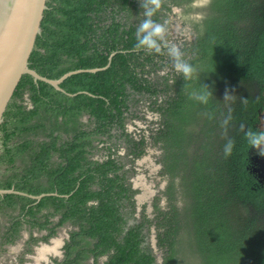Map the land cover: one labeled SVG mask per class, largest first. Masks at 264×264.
I'll return each mask as SVG.
<instances>
[{
    "label": "trees",
    "instance_id": "16d2710c",
    "mask_svg": "<svg viewBox=\"0 0 264 264\" xmlns=\"http://www.w3.org/2000/svg\"><path fill=\"white\" fill-rule=\"evenodd\" d=\"M194 1L168 3L187 5V14ZM135 3L136 0H47L29 68L57 79L69 71L109 65L96 73L71 75L60 85L67 93L88 92L91 96L80 93L69 97L45 82L35 84L29 75H23L0 125V161L10 163L14 152L31 150V161L43 168L49 151L58 149L57 133L72 134V140L59 148L67 161L64 173L56 184L51 178L48 185L32 190L34 194L56 192L69 196H48L38 206H53L55 212L64 210L62 220H71L80 228L72 238L85 235L97 240L91 252L94 256L112 250L105 264H155L152 250L145 244L147 237L141 232L145 223L150 224L145 215L121 235L126 219L119 212V200L122 196L129 199L124 193L131 191L116 174L107 177L108 172L118 169L116 161L110 157L102 164L90 161L100 176L99 191L89 188L93 175L88 174V168L82 180L73 174L68 176L85 160L82 147L90 135L81 129L85 125L79 121L80 115L92 116L94 132L108 135L112 124L123 127L127 101L136 100L137 94L148 95L151 109L158 111L162 119L156 135L150 138L161 143L164 171L169 178V211L160 213V224L165 230L159 235V245L167 247L164 264H264V176L260 178L253 167L264 169V157L245 140L249 129L264 131L259 125L264 110V0L206 1L200 9L202 17L191 22L195 39L190 44L183 43L181 49L184 58L202 70L199 79L187 82L173 71L166 76H151L165 65L161 62L164 55L132 50L135 30L142 19L134 18L139 12ZM114 5L118 7L116 14H127L123 26L107 15L108 10L114 11L110 9ZM169 11L163 3L154 19L160 22ZM109 19L113 20L107 24ZM168 62L172 64L170 59ZM201 84L213 92L208 105L189 99V93ZM226 88L235 90L231 93L236 96L234 100L224 102ZM25 91L30 93V110L17 102ZM161 94L163 99L158 103ZM242 97L248 100L247 105L241 103ZM229 109L233 119L225 133L221 121ZM205 112L212 113L213 118L208 119ZM27 132H42L50 141L32 146L31 139L23 136L20 144L8 145L12 135ZM227 138H233L236 145L233 154L225 158ZM129 142L140 149L134 152L140 156L144 139ZM10 186L9 181L0 184L6 189ZM12 197L5 195L1 201L10 204ZM90 200L97 204L87 206Z\"/></svg>",
    "mask_w": 264,
    "mask_h": 264
},
{
    "label": "flooded vegetation",
    "instance_id": "af4514ba",
    "mask_svg": "<svg viewBox=\"0 0 264 264\" xmlns=\"http://www.w3.org/2000/svg\"><path fill=\"white\" fill-rule=\"evenodd\" d=\"M204 1L206 2L207 0ZM163 3H165L170 8V11L165 13L166 17L160 22L165 23L167 26V24L170 23L169 19L173 18L171 17V14L174 5L169 4L168 0H163ZM134 5H136L137 10H139V12H136V16L134 18L140 17L143 19L139 0H136ZM114 7L110 9H113L115 12L108 10L107 15L110 17L113 16L115 22H118L121 26L125 25L127 22V14L125 12L116 14L118 7L115 5ZM111 20L113 19L107 20L106 23H111ZM195 37L196 33H194L193 40ZM169 39H171V36H169ZM181 40L182 44L185 43L186 45L193 42V40L189 42V40L185 39V37ZM113 54L114 53H112V55ZM163 58L164 59L161 62L165 65L162 69L164 70L167 68L169 71H171L170 66L172 64L169 62V64H166V62L169 60V57L164 55ZM161 62L157 63L160 64ZM169 71H163L160 73V70H156L155 73H151V76H166ZM152 79L155 80V78ZM169 83H172V80H169ZM133 95L134 94H132L130 97L132 98ZM134 96L136 100H128L126 109L122 114L123 127L119 129L117 126H115V124H112L113 128L110 130L108 135L94 132L96 125L92 116L87 113H82L80 115L79 121L85 125L81 129L90 133L88 136V141L84 142L82 147L85 154V160L81 161L80 167L76 168L73 172H69L68 174V176L73 174L75 178L79 177V179L82 180L86 176L85 169L88 168V174L91 173L93 175V179L89 185V188L93 191H99L100 176L95 171L94 165H91L90 161H97L98 163L102 164L103 162L107 161L109 157L116 161L119 166L118 169L114 173L108 172L107 177H114L116 174L117 177L120 178L119 182L123 183V186L125 188L128 187L131 191L124 193L125 195L130 196L129 199H127V197L125 198V196H122L119 200L121 204V206H119V212L124 214V219H126V224L122 227L121 235L126 233L130 226L140 223L143 220L144 215L148 219L150 218V215L148 216L146 212L149 205L154 211H157L160 214L162 212L160 211L159 207L161 196L167 194L170 199L168 187H166V189L162 188V193L158 194L157 197L154 198L150 197L153 195V192H148L147 194L141 193L144 184L140 185L141 179L137 178V161L139 157L147 153L146 148L149 141L154 143L151 141L150 136L156 135L158 129L161 126L162 119L161 114L158 111H155V113H157V124L152 123L153 127L149 126L150 132L147 134V129H143L141 127L142 125H140L137 120L144 122L147 121V118L143 116V105L146 102H149V107L151 109L153 107L151 105L152 99L149 98L148 95L137 94ZM29 97L30 93L25 91L23 98L17 101L19 104H23L26 110H30L33 107ZM162 99L163 95H158V103L161 102ZM57 134H59L56 137V146L58 149H51L49 151L48 158L45 161L46 164L43 166V168L41 164L31 161L33 155L31 150H26L20 154L14 152L13 160L10 163L0 161V165H4V170L0 171V184L5 183L6 181L11 182V186L8 189L2 187H0V189H12L13 191L17 192L11 194L13 197L10 204H6L1 201L5 195L10 194L0 195V264H105L108 260L109 253L112 252L111 250L108 252V254L94 256L91 252L93 249H95L97 240L85 235L72 238L74 233L80 232V228L71 220H62L64 210L55 212L53 206H38L39 202L48 196H59L64 197L65 199L69 196L58 195L56 192L39 194L32 193V190H34L33 187L40 186V188H43V185H48V182L51 178L55 179V183L56 179L64 173V167L67 166V161L61 156L59 148L71 141L73 135L64 133L62 131ZM1 135L2 134L0 133V156L2 154ZM23 136L31 139L32 146L40 145L42 142L48 143L50 141V137L42 132H27L26 134L12 135L10 138L11 140L7 142L8 145L16 146L20 144L22 140L21 137ZM53 136H56V134H53ZM142 139H144V144L141 147L143 149V153L138 156L134 154L137 149L132 147V143H130L129 140L139 143ZM155 144H160V142ZM139 150L140 149L137 151ZM36 152H39V150L36 149ZM161 155L164 157V151L162 148ZM29 160L31 162H29ZM159 163H161L163 166V172H165L163 158L161 161L159 160ZM253 167L257 169L260 178L264 176V169L262 166ZM165 174L168 177L166 172ZM167 186H169V184ZM46 187L48 188V186H45V188ZM114 190L116 191L117 188ZM169 199L167 202H169ZM96 204L97 203L94 200H90L86 203L87 206ZM159 217L162 216L159 215ZM45 219H47V222L43 227V223L46 221ZM149 220L150 224L145 223V226L141 231L144 235H146V237L149 236L150 241L145 238V244H149V247L151 248L155 257V264H164L167 247H165L166 252L164 256H161V260L159 262V257L157 256V250L161 248L159 245V236H157L158 234L156 235L154 233V238H150L152 230L149 231V227L151 226L152 220ZM117 240H120V238H117ZM151 241L152 243L150 245ZM153 242H155V244ZM46 248L49 251H47L45 256H43V250ZM83 255H86V258H82ZM76 256L81 257L74 261Z\"/></svg>",
    "mask_w": 264,
    "mask_h": 264
},
{
    "label": "water",
    "instance_id": "95a60500",
    "mask_svg": "<svg viewBox=\"0 0 264 264\" xmlns=\"http://www.w3.org/2000/svg\"><path fill=\"white\" fill-rule=\"evenodd\" d=\"M47 0H0V125L13 92L23 75H29L35 84L38 81L51 85L55 90L74 97L80 93H67L61 83L74 74L96 73L108 67L77 69L57 79H49L29 68V57L41 34V22L47 9ZM111 61V56L108 59ZM17 193L12 189H0V195ZM39 198V197H37Z\"/></svg>",
    "mask_w": 264,
    "mask_h": 264
},
{
    "label": "clouds",
    "instance_id": "9594fccd",
    "mask_svg": "<svg viewBox=\"0 0 264 264\" xmlns=\"http://www.w3.org/2000/svg\"><path fill=\"white\" fill-rule=\"evenodd\" d=\"M142 8L141 15L143 19L140 20L135 30V45L132 49L134 52H144L146 54H156L163 56L167 54L172 61L171 71L182 76L184 81H192L199 79V74L202 71L199 67L193 66L185 58L179 46L171 41L169 30L165 23L158 22L154 17L161 12L163 7V0H139ZM165 72L169 69L165 68ZM234 89L226 88L224 93V102L232 101L235 95L231 94ZM189 99L201 104L208 105L213 99V92L208 85L201 84L199 89L189 93ZM248 100L241 98V103L247 105ZM208 119L213 118L212 113H203ZM232 112L229 109L228 114L222 119L221 127L225 129V133L232 121ZM241 125V129H243ZM245 140L251 149H255L257 154L264 157V131H253L249 129L245 132ZM236 142L233 138H227L224 144L223 153L225 158L233 154Z\"/></svg>",
    "mask_w": 264,
    "mask_h": 264
},
{
    "label": "rangeland",
    "instance_id": "374dc122",
    "mask_svg": "<svg viewBox=\"0 0 264 264\" xmlns=\"http://www.w3.org/2000/svg\"><path fill=\"white\" fill-rule=\"evenodd\" d=\"M206 4L204 0H196L191 4V10L189 13H185V9L187 8V5L185 4H180L178 6H174L172 9V14L171 17L172 19H169V24H167V28L169 30V36H171V41L176 43L180 50L183 46L182 44V38L185 37V39H188L189 42L193 40V36L195 31L192 28L191 22H197L203 15V11L200 9ZM168 36V38H169ZM164 70L161 69L160 73H162ZM149 102H146L143 105V116L147 118V121H139V124L142 125L141 127L143 129H147V134L149 131V126H152V123L157 124V113L155 111H152L149 107ZM149 108H148V107ZM136 121V122H137ZM260 128L264 130V110L261 113L260 117ZM156 126V125H154ZM147 153L142 155L141 157L138 158L137 161V178L141 179L140 185H143V190L141 193H148V192H153V195L150 197H157L158 194L162 193V188L166 189L168 187V177L163 172V166L161 163H159V160L163 158V155H161V143L160 144H155L149 141L147 144L146 148ZM4 170V165H0V171ZM136 178V177H135ZM145 197V196H144ZM169 199V196L166 194L164 196H161L160 201H159V207L160 211L166 213L169 211V206L167 202ZM170 200V199H169ZM148 216L150 215L151 221V226L149 227V231H151L150 238H154V233L157 236H162L164 233V227L161 226L160 221L162 220V217H159V212L154 211L150 205L148 206L146 210ZM158 224V226H157ZM151 228V229H150ZM154 230V232H153ZM160 232V233H159ZM183 237H187L185 233L181 234ZM147 240H149V236H147ZM150 241V240H149ZM153 241V240H152ZM150 242V245L152 243ZM155 244V242H153ZM159 250V251H158ZM157 250V256L159 257V262L161 260V256H164L166 252L165 247H161ZM191 263H194L195 260L192 259Z\"/></svg>",
    "mask_w": 264,
    "mask_h": 264
},
{
    "label": "crops",
    "instance_id": "0c3cea01",
    "mask_svg": "<svg viewBox=\"0 0 264 264\" xmlns=\"http://www.w3.org/2000/svg\"><path fill=\"white\" fill-rule=\"evenodd\" d=\"M47 251H49L47 248H46V250H44V252L46 253ZM43 256H45V254L43 253Z\"/></svg>",
    "mask_w": 264,
    "mask_h": 264
},
{
    "label": "bare ground",
    "instance_id": "6f19581e",
    "mask_svg": "<svg viewBox=\"0 0 264 264\" xmlns=\"http://www.w3.org/2000/svg\"><path fill=\"white\" fill-rule=\"evenodd\" d=\"M55 244V243H54ZM46 250V249H45ZM43 253L45 254L44 250H43Z\"/></svg>",
    "mask_w": 264,
    "mask_h": 264
}]
</instances>
